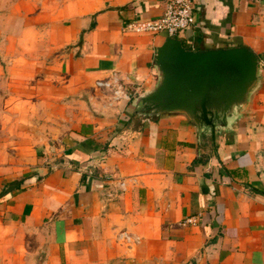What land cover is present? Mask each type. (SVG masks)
<instances>
[{
  "label": "crops",
  "instance_id": "obj_1",
  "mask_svg": "<svg viewBox=\"0 0 264 264\" xmlns=\"http://www.w3.org/2000/svg\"><path fill=\"white\" fill-rule=\"evenodd\" d=\"M164 3L0 0V264H264V0H192L174 37L263 64L229 131L88 106L113 70L155 85L167 36L126 25Z\"/></svg>",
  "mask_w": 264,
  "mask_h": 264
},
{
  "label": "water",
  "instance_id": "obj_2",
  "mask_svg": "<svg viewBox=\"0 0 264 264\" xmlns=\"http://www.w3.org/2000/svg\"><path fill=\"white\" fill-rule=\"evenodd\" d=\"M154 64L157 81L131 100L134 112L147 117L182 113L198 135L229 131L248 106L263 70L246 46L193 51L169 36L156 47Z\"/></svg>",
  "mask_w": 264,
  "mask_h": 264
},
{
  "label": "built area",
  "instance_id": "obj_3",
  "mask_svg": "<svg viewBox=\"0 0 264 264\" xmlns=\"http://www.w3.org/2000/svg\"><path fill=\"white\" fill-rule=\"evenodd\" d=\"M193 24L192 0H165L163 12L159 17L131 22L126 28L135 32L148 31L175 37ZM138 90L139 85L132 82L128 75L113 70L107 76L95 80L93 94L89 97L91 108L95 111H105L125 107L129 105ZM104 178L114 181V177L109 173H105ZM115 185L124 189L123 180L116 181Z\"/></svg>",
  "mask_w": 264,
  "mask_h": 264
},
{
  "label": "rangeland",
  "instance_id": "obj_4",
  "mask_svg": "<svg viewBox=\"0 0 264 264\" xmlns=\"http://www.w3.org/2000/svg\"><path fill=\"white\" fill-rule=\"evenodd\" d=\"M87 101H88V106H89V108H90L91 110H94V109L91 108L90 100L87 99Z\"/></svg>",
  "mask_w": 264,
  "mask_h": 264
}]
</instances>
